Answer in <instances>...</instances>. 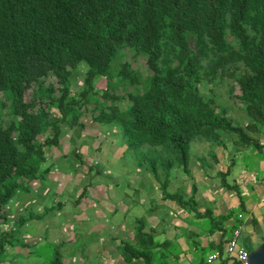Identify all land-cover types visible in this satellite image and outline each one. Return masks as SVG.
<instances>
[{"label":"trees","instance_id":"1","mask_svg":"<svg viewBox=\"0 0 264 264\" xmlns=\"http://www.w3.org/2000/svg\"><path fill=\"white\" fill-rule=\"evenodd\" d=\"M217 86L232 103L216 101ZM84 113L117 127L164 196L190 209L164 188L176 169L188 172L191 144L232 135L257 145L264 129V0H0V258L21 243L18 230H1L9 206L48 175V152ZM205 215L211 232L231 216ZM140 225L124 260L168 264L173 255Z\"/></svg>","mask_w":264,"mask_h":264},{"label":"crops","instance_id":"2","mask_svg":"<svg viewBox=\"0 0 264 264\" xmlns=\"http://www.w3.org/2000/svg\"><path fill=\"white\" fill-rule=\"evenodd\" d=\"M242 118L245 124V116L243 115ZM82 122V127H74L63 132L61 142L58 145L60 147H54L59 154H55L52 159L51 149L48 152L46 162L51 163V165L43 166V168L52 167L55 172L66 171L62 167L55 166L54 163L61 155H68V146L70 145L65 141V133L75 130L77 141L75 146H80V150L77 153L78 155L75 153L71 155L72 165L76 167L75 161H77L81 166H90L87 169H82V171L88 173V170L89 172L96 170L97 173L93 175L92 172V176L85 173L87 181L82 183L78 180L74 181L75 177L73 178L69 174L70 172L66 171L67 174H64L66 175L65 180L70 184L66 189L62 187L65 182L63 181L64 176L61 177L63 175L61 172L54 174L51 170L48 173L50 175H46L45 183L48 181L55 184V189L53 186H45V183L43 184L41 180L32 181L30 189H32L33 197H31V200L21 201L20 197H23L21 194L10 205L14 206V203L15 205L18 203L21 205L36 203L30 208L21 206L19 213L16 209L17 223L18 219L24 216L32 215L30 220L36 223L40 222L43 216H49L44 224L49 226L53 223L58 224V227L54 228V230L58 229L56 231L58 239L53 240L52 243L58 245L64 241L73 243L77 237L74 233L76 227L70 222H66L69 219V213L80 215L79 218L76 215V219L81 221L96 219L99 224L93 227L92 230L98 231L96 234L99 238L94 244L98 248L94 253L100 251L104 258L111 255L112 253L109 250H112L114 256L106 261L107 264H142L138 261L127 263L121 255L124 243H135V234L137 229L140 228V224L144 226L143 233L149 234V232H152L154 234L158 245V253L175 252L177 254V256L170 257V263L202 264L209 253L215 250L224 251L226 243L232 238L233 232L238 226L243 228L240 244L246 250L254 249L249 248L252 242H259V244L264 242V129L257 135L252 134V137L258 141L257 145L247 143L235 145L232 135L228 136L229 139L232 138L231 142H227V136L225 135L221 141L211 145L203 140L197 141L198 145L204 146L199 152L200 155L192 159V164L189 163L187 173H184L181 169L172 172L168 182L169 188L167 187L170 191L172 190L169 193L177 194L178 198L183 199V202L189 203L188 208L190 209H184L179 205L177 198H166L151 174L144 168L139 167L127 154L126 145L122 142L121 135L116 132L117 127H100L92 121L90 116H88L87 123ZM84 139H86V142L83 141ZM231 145L234 146V149ZM79 157H81V160H79ZM121 159L126 161L131 159L129 162L130 168L125 174H119L122 165L118 163L121 162ZM235 169L239 171L237 177H235L236 174L233 177V170ZM114 170L119 176L130 175L131 179L127 183L119 182L116 179L108 180L105 185L101 181V177ZM55 175L60 177L62 181H54ZM243 180L245 182L241 183ZM75 184H78V189L73 188ZM141 191L146 193V196L140 198L137 203L143 205L146 203L144 199H147L148 206L145 205L142 211H137L134 204H131L128 208L131 214L130 217L120 219L116 213L117 204L111 199L123 195L124 199H128L129 202L132 200L133 203L136 194H140ZM27 193L29 194V192ZM61 195L64 196L62 199L60 198ZM94 197L96 200L92 201L91 199ZM195 202H197L196 215L193 212V203ZM103 209H106V212H109L111 216L117 215V219L113 222L114 225L109 224L106 229L105 217L101 213ZM74 210L76 212H73ZM207 210H210L215 218L231 214L224 222L223 232L213 230L212 233L206 234L203 231L204 228H207L208 231L213 229L210 218L205 215ZM78 212L82 213L79 214ZM53 213L54 215H52ZM60 219L64 221H60ZM57 220L61 222L60 225L56 222ZM32 225L31 223L30 227ZM78 227V235H84L81 225H78ZM184 233L193 236L194 239H199L198 246L195 242L192 243V248L188 249L190 242L187 243ZM26 234L27 232L23 233L24 236ZM92 235L94 233L90 232L89 236ZM89 241H85L79 264H103L100 258H98L99 261H94L93 258L89 257L90 253L94 254L92 243ZM206 246L209 247L208 250H206ZM8 249L5 251L6 253H8ZM17 250H22L19 251L20 255L24 254L28 259L29 249L24 250L17 247ZM192 253L196 256H192ZM74 263H76L75 259L71 262L64 259L61 263L58 258L57 264ZM10 264H13V262Z\"/></svg>","mask_w":264,"mask_h":264},{"label":"rangeland","instance_id":"3","mask_svg":"<svg viewBox=\"0 0 264 264\" xmlns=\"http://www.w3.org/2000/svg\"><path fill=\"white\" fill-rule=\"evenodd\" d=\"M129 58V57H128ZM130 59V58H129ZM132 61V65L135 67V66H138V65H141L143 63V59H138L136 61H134L133 59H130ZM82 74H77L74 76V80H73V84H72V90L75 91L76 87L78 86H81L82 85ZM99 81H96V86L97 87H101L103 85V81H101L100 83H98ZM228 88L226 86H217L215 88H213V94H214V97H216V101L219 103V104H224V105H229L230 103H232L233 101L228 97V92H227ZM209 91H210V87L209 85H203L202 87V92L205 93V94H208L209 95ZM237 93V91H236ZM233 110V109H232ZM88 116L89 114L86 115V113H84L81 117V121H84L85 123L88 122ZM234 117L236 118H241L243 115L242 113L239 111V110H235L234 112ZM95 128V127H94ZM65 130V129H64ZM67 130H70V129H67ZM78 132V131H77ZM116 132H119L118 128H116ZM81 135H82V132H81ZM76 134H75V130L73 131H69V132H66L65 133V141L67 143H69L70 146L69 147V150H68V155H61V157L58 158V160L54 163L55 166L57 167H62L64 170H66L67 172H70L69 174L74 178L73 180L74 181H81L82 183L86 182L87 181V177H86V174H89L90 176H92V172H93V175L95 173H97L96 170H93L92 172H89L88 170V173L86 171H82V169H87L88 165H85V166H81V164L77 161H75V165L76 167H74L72 165L73 161L71 159V155L73 153L77 154L79 153V148L80 146H75L77 144V141H76ZM233 138V137H232ZM232 138L229 139V137L227 136V142L228 141H232ZM84 142H86V139L83 140ZM89 142V140H88ZM68 145V144H67ZM202 145H198L197 142H195L194 144H191V147H190V157H189V163L192 164L194 157H197L199 156V152H201V150L203 149V147H201ZM233 146V145H231ZM60 147V146H58ZM75 147H78V148H75ZM74 148V149H73ZM232 149H234V146L232 147ZM76 151V152H75ZM52 159L54 158V155H58L59 153L55 150V148L53 147L52 148ZM78 155V154H77ZM161 155H165V153H161ZM191 158V159H190ZM79 160H81V157H79ZM131 159H128V161L124 160V159H121V162H119L118 164L122 165L121 168H120V171H119V174H125L127 173L128 169L130 168L129 167V162H130ZM72 161V163H71ZM133 161V160H132ZM51 165V163H46L44 166H49ZM92 167V166H91ZM66 171H59L61 172V177L64 176V179L63 181L65 183H63V189H66L68 186H70V184L65 180L66 179V175L64 174H67ZM58 171L55 172V170H52V173L56 174V173H59ZM238 170H233V177L235 175V177H237L238 175ZM86 173V174H85ZM50 175V174H49ZM48 175V176H49ZM47 176V177H48ZM57 175H55L56 177ZM55 177L53 178L54 181H62V179L60 177ZM71 178V177H70ZM45 179H46V176L41 180V182L44 184L45 183ZM101 181L105 184L108 180H114L116 179L117 181L119 182H125L127 183L129 181V179H131L130 175H122V176H119L116 171L114 170L113 172L107 174V175H104L101 177ZM72 180V178H71ZM70 181V180H69ZM73 181V182H74ZM169 184V183H168ZM167 186L164 188L165 191H167L168 193L169 192H172V190L170 191L169 189H167V187L169 188V186ZM106 185V184H105ZM160 184L158 183V186ZM174 185V183H173ZM45 186H53L54 189L56 187L55 184L51 183V182H48L46 181L45 183ZM78 184H75V186L73 188L75 189H78ZM29 188V194L26 193L25 191L22 192L23 194V197H20L21 201L23 200H31V197H33V192H32V189H30V186L28 187ZM91 191V190H90ZM89 191V192H90ZM88 193V191H87ZM20 195V193H19ZM137 196H135V199H133V203H132V200L129 202L128 199H124V196L123 195H118V196H115L113 197L111 200H114V203L117 204V215H119V218L122 219V218H129L130 217V212L128 211V208L131 204H134V207L136 208L137 211H142L144 208L145 205L148 206L147 204V199H144L146 201V203H144L143 205H139L137 203V201L140 199V198H144L146 196V193H143V191L140 192V194H136ZM182 196V195H181ZM64 196L61 195L60 198L62 199ZM92 201L96 200L95 197L93 199H91ZM92 203V202H91ZM36 203H24V205H21V204H16L14 203V206H9V210L10 212L8 213L7 217H8V221L3 224L1 226V230L4 231V232H12L16 229V231L18 230L19 232V235H21V243H19V245H17V247H20L21 249H29L30 250V255L27 256L28 259L23 255H20L19 251H22V250H17V247H12V249H8V253L4 252L0 258V264H10L11 262H13V264H56V259H60V262L62 263V260L64 259H67L69 260V262H71L72 260L75 259V262L74 264H79V260H80V257L82 256L81 255V251L83 250V247H84V244H85V241H89V239H91L89 242H91L92 244V248L94 250H92V252L94 253L95 250H97V246L94 245L96 244V240L99 238L96 234V232H98L97 230H92L93 227H95L97 224H99L98 220H84V221H81L80 219H76V215L77 217L79 218L80 215L78 214H70L69 213V219L66 221V222H70L71 224H73L76 228V230L74 231V233L77 235L75 241L73 243H69L67 241H64L62 244L59 243L58 245L57 244H52L55 240V239H58V233L56 232L58 229H55V227H58V224H52L51 226H49L48 224H44V221L49 217H46V216H43L41 219H40V222H32L31 220L28 221V223L26 224H23L21 226H19L20 224L17 223V212H16V209L18 211V213L20 212L19 210L22 208L21 206H25V207H32L33 205H35ZM35 208V207H34ZM125 208V210H124ZM73 212H76L75 210ZM79 214L82 213V212H78ZM101 213L104 214V221H105V229L107 228V226L110 224L111 226L114 225V221L117 219V215H114V216H111L109 214V212H106V209H103L101 210ZM134 213V212H133ZM54 215V213L52 214ZM67 216V217H68ZM24 218V217H23ZM106 219V220H105ZM209 219V218H208ZM60 221H64L63 219H60ZM59 220H57L56 222L59 223V225L61 224ZM31 223L33 224L31 227ZM36 223V224H35ZM78 225H81V228L84 232V235L82 236H79L78 235V230H79V227ZM70 228V227H69ZM30 230V232H29ZM206 234H210L212 233L211 231H208L207 228H204L203 230ZM27 234L24 236L23 233H26ZM90 232L94 233V235L92 236H89L90 235ZM23 235V236H22ZM184 236L187 240V243H189V246L187 247L188 249L192 248V243H195L196 242V245L198 246V240L197 238H193V236H188L186 233H184ZM227 240V238H225ZM243 239V238H242ZM95 240V241H93ZM196 240V241H195ZM36 242V243H35ZM259 244V242H252L249 246V248H255L257 245ZM26 246V247H25ZM206 250L209 249V247H205ZM108 250V248H107ZM112 254L109 255L108 257H102L101 255V252L98 251L97 253H90L89 254V257L90 258H93L94 261H99L98 258H100V261L103 262V264H107L106 261H109L111 257L114 256V253L112 250H109ZM170 254H172L173 256H177V254L175 252H168ZM223 255H225V252L223 251ZM192 256H196L195 254L193 255L192 253ZM104 259V261H102ZM163 262V261H162ZM168 264H177V263H170L167 261ZM179 264V263H178ZM193 264H196V263H193Z\"/></svg>","mask_w":264,"mask_h":264},{"label":"built area","instance_id":"4","mask_svg":"<svg viewBox=\"0 0 264 264\" xmlns=\"http://www.w3.org/2000/svg\"><path fill=\"white\" fill-rule=\"evenodd\" d=\"M245 180H243L244 183ZM243 233L242 226H238L232 238L226 243L223 252L215 250L209 253L202 264H248L249 251L240 244V236Z\"/></svg>","mask_w":264,"mask_h":264},{"label":"water","instance_id":"5","mask_svg":"<svg viewBox=\"0 0 264 264\" xmlns=\"http://www.w3.org/2000/svg\"><path fill=\"white\" fill-rule=\"evenodd\" d=\"M248 264H264V242L249 251Z\"/></svg>","mask_w":264,"mask_h":264},{"label":"clouds","instance_id":"6","mask_svg":"<svg viewBox=\"0 0 264 264\" xmlns=\"http://www.w3.org/2000/svg\"><path fill=\"white\" fill-rule=\"evenodd\" d=\"M73 129V128H72ZM53 147H51V149H52Z\"/></svg>","mask_w":264,"mask_h":264}]
</instances>
